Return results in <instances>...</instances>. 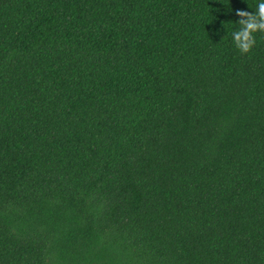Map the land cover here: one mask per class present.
I'll return each instance as SVG.
<instances>
[{
    "label": "trees",
    "instance_id": "1",
    "mask_svg": "<svg viewBox=\"0 0 264 264\" xmlns=\"http://www.w3.org/2000/svg\"><path fill=\"white\" fill-rule=\"evenodd\" d=\"M264 0H0V264H264Z\"/></svg>",
    "mask_w": 264,
    "mask_h": 264
},
{
    "label": "clouds",
    "instance_id": "2",
    "mask_svg": "<svg viewBox=\"0 0 264 264\" xmlns=\"http://www.w3.org/2000/svg\"><path fill=\"white\" fill-rule=\"evenodd\" d=\"M240 27L232 33L236 48L241 53H248L255 45V33H264V2L257 5L255 12L238 10Z\"/></svg>",
    "mask_w": 264,
    "mask_h": 264
}]
</instances>
